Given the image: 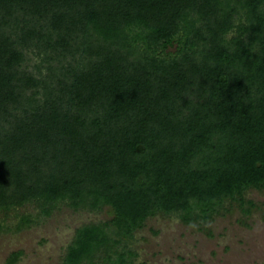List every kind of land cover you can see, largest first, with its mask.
<instances>
[{"label": "trees", "instance_id": "16d2710c", "mask_svg": "<svg viewBox=\"0 0 264 264\" xmlns=\"http://www.w3.org/2000/svg\"><path fill=\"white\" fill-rule=\"evenodd\" d=\"M249 189L264 190V0H0V214L112 215L59 264H127L148 217L248 212Z\"/></svg>", "mask_w": 264, "mask_h": 264}, {"label": "rangeland", "instance_id": "374dc122", "mask_svg": "<svg viewBox=\"0 0 264 264\" xmlns=\"http://www.w3.org/2000/svg\"><path fill=\"white\" fill-rule=\"evenodd\" d=\"M27 55V70L34 71L36 57ZM244 199L248 212L226 200L207 221L183 223L174 214L148 217L128 242L127 264H264V190H246ZM18 211L0 214V264L16 250L22 251L16 264H59L76 228L112 216L108 207L90 212L61 205L17 228L19 214L35 212L30 205Z\"/></svg>", "mask_w": 264, "mask_h": 264}]
</instances>
